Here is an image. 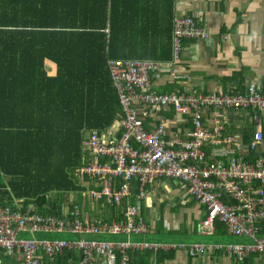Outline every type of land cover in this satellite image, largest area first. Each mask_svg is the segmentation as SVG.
<instances>
[{"label": "built area", "instance_id": "built-area-1", "mask_svg": "<svg viewBox=\"0 0 264 264\" xmlns=\"http://www.w3.org/2000/svg\"><path fill=\"white\" fill-rule=\"evenodd\" d=\"M209 33L190 16L174 21V61L107 59V69L115 89L122 116L105 130L86 131L81 142V165L74 178L82 191L71 193L70 212L63 210L57 217L38 212L33 205L25 209L7 205L0 208V251L16 254L22 264H42L51 261L64 249L80 254L78 264H129V250L185 249L191 255L211 249L202 243L160 245L148 241H132L131 235L152 232L154 227L141 215L139 202L131 203L130 186L139 190L140 200L147 186L161 179L179 181L188 195L206 208V217L198 223V231L210 234L214 222L221 221L229 233L250 237L249 244L216 245L229 257L242 262L252 253L264 258V135L256 131L250 149L258 151L253 164L229 158L211 162L205 153L207 146L227 142L222 137L223 126L215 120L208 129L201 117L203 109L251 111L254 123L264 113V90L249 84L241 94H200L193 90L160 94L153 78L170 73L172 84L179 78L175 64L185 38H209ZM189 114L191 129L185 139L169 138L166 118L159 116L155 129L145 127L143 115L166 112ZM230 143L233 141L229 137ZM76 197L79 201H74ZM107 210L104 215L91 216L87 209ZM22 232H61L82 234H123V241H105L84 237L66 239L19 238Z\"/></svg>", "mask_w": 264, "mask_h": 264}, {"label": "trees", "instance_id": "trees-1", "mask_svg": "<svg viewBox=\"0 0 264 264\" xmlns=\"http://www.w3.org/2000/svg\"><path fill=\"white\" fill-rule=\"evenodd\" d=\"M160 5L153 16L170 31L174 1ZM142 19L124 12L120 0H0V208L33 205L57 217L70 212L69 195L82 191L73 174L86 131L108 129L122 116L107 59L137 57L141 48L131 28ZM128 254L129 264H150L153 255ZM157 254V261L172 257ZM80 259L66 248L42 264ZM0 264L22 261L1 250Z\"/></svg>", "mask_w": 264, "mask_h": 264}, {"label": "crops", "instance_id": "crops-1", "mask_svg": "<svg viewBox=\"0 0 264 264\" xmlns=\"http://www.w3.org/2000/svg\"><path fill=\"white\" fill-rule=\"evenodd\" d=\"M162 1L142 0L139 3L138 0H120L124 12L146 17L141 20L142 25L131 28L136 35L132 40H136L134 44L141 48L135 53L137 57L120 60L173 62L175 18L190 16L209 33L210 37L183 39L179 61L175 64L179 78L172 84L170 73L157 75L153 78L155 90L160 94L193 90L205 95L219 92L235 95L243 93L251 83L264 90V0H173L170 31L164 22L153 16V13L156 14L160 10ZM169 45L170 50H167ZM168 51L170 57L162 58L167 56ZM46 68L49 74L54 73L52 66L47 65ZM254 115L253 112L246 110L203 109L201 117L204 126L211 129L215 120L220 121L223 126L222 137L227 138V142L205 148L208 160L226 163L233 157L241 162L253 164L259 154L258 151L250 149V144L256 131L264 135V113H259L258 124L254 123ZM159 116L166 118L169 138L185 139V133L191 129L189 114H179L173 109L166 112L157 111L154 114L147 112L143 115L146 129H155ZM229 137L233 140L231 143ZM146 190V196L138 200L139 190L136 182H133L128 200L131 203L139 202L141 215L148 223L153 224L154 229L147 234L131 235L132 241H148L160 245L202 243L211 246L210 250L195 255H191L185 249H160L172 257H161L159 261L158 251L151 250L153 255L150 264H240L233 257H229L223 249L215 246L249 244L253 240L247 236L229 233L225 224L218 220L214 222L212 233H200L198 223L206 217V208L188 195L182 183L161 179L147 186ZM75 200L79 201L78 198ZM90 205L88 202L87 209L91 216L104 215L107 212L104 209L101 211L97 208L92 209ZM193 234L209 238L205 241L191 240ZM82 235L92 239L91 234ZM228 235L237 237V240H231ZM262 235L264 236V229ZM110 236H115L113 241L126 239L123 234ZM143 251L145 250L140 252ZM250 258H252L250 264H264V258L260 253H252ZM96 264L104 262L99 259Z\"/></svg>", "mask_w": 264, "mask_h": 264}, {"label": "rangeland", "instance_id": "rangeland-1", "mask_svg": "<svg viewBox=\"0 0 264 264\" xmlns=\"http://www.w3.org/2000/svg\"><path fill=\"white\" fill-rule=\"evenodd\" d=\"M71 235L70 234H67V233H61V232H47V233H43V232H33V233H30V232H22V233H20L18 235V237L19 238L36 237V238H44V239H49V240L56 239V238H81V237L89 238V237H86L85 235H80V236H78V235H72L71 236ZM191 236H192L190 238L191 240L205 241V240H207L209 238V237H206V236H201L199 234L198 235L193 234ZM90 238H92L94 240H105V241H113V240H115V236H110L109 234H104V235L103 234L91 235ZM229 238L231 240H234V241L237 240V237H235V236H231L230 235ZM148 239H149V237H148ZM183 240H189V239H183ZM224 240H226V239H224Z\"/></svg>", "mask_w": 264, "mask_h": 264}]
</instances>
